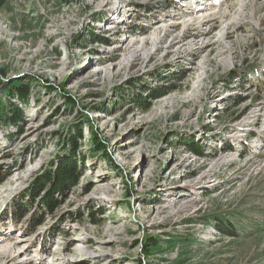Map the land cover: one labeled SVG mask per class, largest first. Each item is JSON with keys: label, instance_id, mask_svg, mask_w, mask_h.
Segmentation results:
<instances>
[{"label": "rangeland", "instance_id": "1", "mask_svg": "<svg viewBox=\"0 0 264 264\" xmlns=\"http://www.w3.org/2000/svg\"><path fill=\"white\" fill-rule=\"evenodd\" d=\"M0 81V264H264V0H0Z\"/></svg>", "mask_w": 264, "mask_h": 264}, {"label": "trees", "instance_id": "2", "mask_svg": "<svg viewBox=\"0 0 264 264\" xmlns=\"http://www.w3.org/2000/svg\"><path fill=\"white\" fill-rule=\"evenodd\" d=\"M8 85L7 84H2L0 81V92H3L5 90H8ZM16 94L18 93V97L20 100L24 101L26 97V89L23 88L22 86H18L16 90H14ZM10 95H13V91H10ZM135 102L139 103L140 106H142L144 109L147 108L148 104L142 103L140 98L135 99ZM141 102V103H140ZM21 116H20V111L17 110L16 108H12L11 110H0V124H15L20 122ZM74 137H70V139L66 142L72 152L75 151L76 143L77 140L81 139V134L79 133V127L77 126L76 129H74ZM97 140V139H96ZM95 146L97 147L98 150H101L100 147V142L95 141ZM67 145V146H68ZM198 149L194 148V146L191 148L190 152H193L195 154L199 153L197 151ZM72 156L65 157L62 159L60 164L57 166L56 169H53L52 172H48L44 177H36L35 181L30 185V189L28 190V196L32 199L35 200V198H40V203L44 207V209L48 211H52L54 207H56V199L55 195H59L61 197L65 196V192L70 186L73 181L76 180V166L75 162L72 160ZM1 182V181H0ZM46 185H48L49 189H45ZM31 200V201H32ZM23 203H20L19 205L15 206V210L12 214V217L14 219L21 220V218L26 214L25 209L23 207ZM16 216V217H15ZM32 231L34 230L35 223H32ZM231 235H233V232H229ZM229 234V235H230Z\"/></svg>", "mask_w": 264, "mask_h": 264}, {"label": "bare ground", "instance_id": "3", "mask_svg": "<svg viewBox=\"0 0 264 264\" xmlns=\"http://www.w3.org/2000/svg\"><path fill=\"white\" fill-rule=\"evenodd\" d=\"M202 20V19H201ZM203 22H205V20H203ZM109 29L111 28L110 26L108 27ZM165 33V32H164ZM181 40V39H180ZM179 40V41H180ZM174 41V40H173ZM172 42V41H171ZM175 44H177L176 42H174ZM178 44H179V42H178ZM170 46L172 47V46H174V44H170ZM170 48V47H169ZM133 58H135L134 60H137L138 58H140L141 57V54L137 51V52H135L134 53V55L132 56ZM228 62V61H227ZM226 62V63H227Z\"/></svg>", "mask_w": 264, "mask_h": 264}]
</instances>
